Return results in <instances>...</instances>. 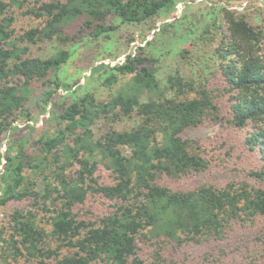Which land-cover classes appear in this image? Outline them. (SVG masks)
<instances>
[{"label": "trees", "instance_id": "obj_1", "mask_svg": "<svg viewBox=\"0 0 264 264\" xmlns=\"http://www.w3.org/2000/svg\"><path fill=\"white\" fill-rule=\"evenodd\" d=\"M29 1L34 5L26 13L39 25L17 34L8 15L22 4L0 0V144L12 138L0 154V207L29 202L0 227V264H264L263 30L224 9L225 31L218 34L215 22L199 36L200 43L210 36L212 43L204 78L184 72L199 57L183 52L163 84L158 58L140 46L105 68L103 85L114 89L109 100L98 102L90 93L63 98L58 90L72 87L58 74L70 53L56 48L34 56L35 46L93 42L116 29L104 24L107 18L127 26L151 23L174 13L176 0ZM37 83L51 85L37 104L39 113L50 106L51 131L32 125L27 105ZM22 120L37 135L36 156L26 150L29 135L14 134ZM125 120L132 123L124 126ZM98 122L106 129L95 134ZM224 123L241 131L259 168L241 182L181 188L179 180L212 165L202 143L185 133ZM89 201L95 212L85 211ZM38 212L47 227L39 225ZM139 243L150 250L148 258L139 256ZM195 246L198 257L180 252Z\"/></svg>", "mask_w": 264, "mask_h": 264}, {"label": "rangeland", "instance_id": "obj_2", "mask_svg": "<svg viewBox=\"0 0 264 264\" xmlns=\"http://www.w3.org/2000/svg\"><path fill=\"white\" fill-rule=\"evenodd\" d=\"M2 1L9 2L10 0ZM16 1L22 4L21 7L18 5L11 6L12 12H9L8 15L13 20L12 28H14L15 32L18 34L23 29L31 26L37 27L39 20L26 13L27 6L29 4L32 6L34 3L29 0ZM30 9L28 8V10ZM224 9L245 14L248 23L261 28L264 32V0H176L174 13L169 16H162L151 23L127 26L122 24L116 17L111 16L106 19L104 24L113 26L116 29L110 32L107 37L101 36L93 42H87L86 38L88 37H86L67 45L66 48L59 46L55 42H47L35 46L33 55L49 56L55 52L56 48L67 49L70 53L67 63L58 74L63 84L72 87L70 90H58L59 94L64 96L63 98H66L67 95H71L69 98H74L90 93L98 102L109 100L114 95V89L103 85L104 78L108 76L105 68H111L123 63L126 55L136 54L140 46H145L148 53L158 58L159 61L155 65L156 76L163 84L166 77L175 71L178 63L180 64L183 52H191L189 55L199 57L196 60L197 63L193 61L192 66H188L189 69L184 72L198 75L197 78L200 80L201 77L204 78L201 73L206 72L204 69L211 64L207 60L211 54L210 46L207 47V44L212 43L211 36L204 44L200 43L199 36L203 29L211 24L214 25L215 22L216 28H220L218 34L225 31L227 26L223 21ZM201 35L203 38L206 37L203 33ZM262 51L264 54V41ZM100 65L105 67L97 72L96 68L100 67ZM210 79L212 83L220 86L218 77H210ZM50 86V84L43 86V84L37 83L31 87L33 92L27 106L32 113V125L37 131H51L54 125L48 119L50 106H47L45 113H39V108L37 107L43 94L49 90ZM131 123V121L125 120L122 125L129 126ZM16 127L17 131L14 134L29 135L30 140L25 144L26 150L30 153L34 149L36 152H32V155H38V148L33 143L37 136L36 133L28 134L25 124L23 125V120L18 121ZM102 129H106V125L104 122H98L94 128L95 134H99ZM185 136L199 140L202 143V147L207 153V158L212 160V165L205 173L179 180L181 188H192L202 184L222 186L228 182H241L246 179L248 171L259 168L258 155L250 152L245 147L241 131L226 123L215 126L205 125L189 130L185 133ZM11 140L7 135L3 138L0 144V154L7 152ZM0 161L3 163L1 158ZM99 169L98 173L101 176H107L108 171L104 167L100 166ZM105 179L109 180V178ZM32 182H35L33 188L36 192L42 191L41 182L34 180ZM91 202L89 201L87 206H85V211L89 209L96 211L95 206ZM91 205L92 207L90 208L89 206ZM28 206V200H23L20 202L13 201L5 207H0V227L8 226V216L12 212L19 209L25 210ZM37 220L39 225L47 227V217L43 216L41 212H38ZM138 246L139 256L143 259L148 258L150 250L141 243ZM180 252H185L189 258H192L193 256L198 257L201 249L196 246L184 247L180 249ZM178 256L181 257L182 254ZM15 264H22V260H20V263Z\"/></svg>", "mask_w": 264, "mask_h": 264}]
</instances>
